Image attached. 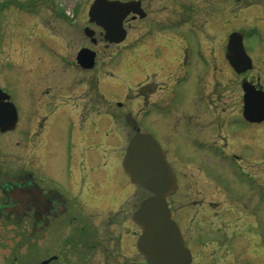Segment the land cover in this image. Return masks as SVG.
I'll return each instance as SVG.
<instances>
[{
    "label": "flooded vegetation",
    "instance_id": "af4514ba",
    "mask_svg": "<svg viewBox=\"0 0 264 264\" xmlns=\"http://www.w3.org/2000/svg\"><path fill=\"white\" fill-rule=\"evenodd\" d=\"M108 1L132 3L134 11L122 21L125 39L117 46L127 39L134 41V49L149 57L143 69L171 71L173 68L169 69L167 63H173L172 71L211 70L215 79L227 72L222 79H216V85L228 92V97L238 92L240 95L233 101H225L227 95L221 96L220 104L231 113L217 116L216 123L209 122L214 132L203 131L202 135L210 136L207 141L237 166L242 163L237 152L246 148L264 156V119L249 122L243 116L247 91L257 98L248 105L259 108L264 104L259 100L264 94V0ZM88 25L87 21L85 26ZM96 44L97 40L93 45ZM244 68L248 69L241 72ZM0 91V97H8L0 99V108L12 104L9 92L1 85ZM80 107L83 120L92 116L93 110ZM30 110L36 113L30 133L34 141L21 152L23 155H17V164L12 154L7 155L3 149L11 140L0 142V227L6 238V264H144L136 251L140 228L132 221L133 212H123L127 198L110 216L98 211L105 203V195L93 182L98 167L92 169L93 159L87 156L77 166L82 171L89 166L91 174L77 176L71 151L72 156L65 163L67 180L58 182L52 160L54 151L45 139L54 112L49 114L44 106ZM15 111L14 128L0 129V137L6 138L8 132L16 129L19 113ZM101 114L104 113L97 115ZM232 115L238 117L235 122ZM173 129L178 131L175 125ZM190 139L187 136L181 144L187 157L182 159V169L176 168L180 178L175 175L177 189L171 196L179 194L181 203L175 208L173 201L167 202L190 252L189 264H264V173L259 182L254 176L258 185L246 203L241 190L239 196L233 197L220 186L225 173L221 176L219 168L214 171L210 156H202L201 148L196 147L198 139ZM72 145L73 142L71 148ZM165 154L172 168L169 158L176 159L170 151ZM130 223L133 226L127 229ZM120 227L126 233H121Z\"/></svg>",
    "mask_w": 264,
    "mask_h": 264
},
{
    "label": "rangeland",
    "instance_id": "374dc122",
    "mask_svg": "<svg viewBox=\"0 0 264 264\" xmlns=\"http://www.w3.org/2000/svg\"><path fill=\"white\" fill-rule=\"evenodd\" d=\"M92 1L0 0V85L9 92L19 113L16 129L8 132L6 138L0 137V142L11 140L3 147L7 155L12 154L14 163H18L17 155L34 141L30 133L36 113L30 107L44 106L49 114L54 112L45 139L54 151L56 180H67L65 163L72 156L70 151L75 157L77 176L87 174L89 177V166L82 171L77 164L87 156L93 159L92 169L98 167L99 170L93 182L105 195L103 208L98 211L102 210L104 215L110 216L126 198L123 212L132 214L148 197L140 186L130 183L122 169L125 148L135 133V126L140 133L152 135L164 151L171 152L176 160L169 158V162L178 179L180 174L176 173V168L181 167L187 157L181 144L187 136L188 140L198 139L195 145L201 148L200 154H208L213 169L222 170L221 176L225 173L220 186L227 188L233 197L239 196L241 190L247 203L258 185L254 176L259 182L264 173V156L246 148L237 152L242 158L241 166H237L233 159H224L214 144L207 141L210 136L202 135L203 131L214 132L210 124L216 123L217 116L231 113L220 104L221 96L227 95L223 99L233 101L240 95L238 92L228 97L229 93L216 85V79H222L227 72L223 71V76L216 75L215 79L211 70L172 71L173 63L166 64L169 69L173 68L171 71L151 72L143 69L149 57L142 50L134 49V41L127 39L121 46L106 44L100 30L88 25L95 31L97 40L96 45L91 44L83 29ZM84 47L97 53L92 70L76 65V54ZM141 87L144 88L139 93ZM83 105L93 110L86 120L80 116ZM230 118L234 122L238 119L233 115ZM180 199L177 194L167 202L173 201L175 208H179ZM131 226L132 223L127 229ZM1 228L0 264H6V238ZM120 229L121 233H126L122 227Z\"/></svg>",
    "mask_w": 264,
    "mask_h": 264
},
{
    "label": "water",
    "instance_id": "95a60500",
    "mask_svg": "<svg viewBox=\"0 0 264 264\" xmlns=\"http://www.w3.org/2000/svg\"><path fill=\"white\" fill-rule=\"evenodd\" d=\"M133 11L132 3L95 0L89 8L88 20L102 29L106 42L119 44L125 39L122 21ZM84 34L93 44L96 43L92 30L86 28ZM238 46L239 53H242L241 42ZM95 58V52L81 49L76 55V63L80 68L90 70L95 65ZM230 64L235 68L233 61H230ZM246 69L248 68L241 72ZM254 96L256 95L252 96L248 91L244 96L246 106L243 116L249 122H261L264 119V104L256 108L247 103L256 101L257 98ZM7 98L0 97L2 100ZM259 100L264 103V94ZM15 124V108L11 103H7L4 108H0V129L9 131ZM122 168L132 185L140 186L150 194L140 203L132 216L133 222L141 228L136 250L144 263L189 264L190 253L183 245L181 233L171 219L166 202V199L176 191V179L166 161L164 150L152 135L138 132L128 142Z\"/></svg>",
    "mask_w": 264,
    "mask_h": 264
},
{
    "label": "trees",
    "instance_id": "16d2710c",
    "mask_svg": "<svg viewBox=\"0 0 264 264\" xmlns=\"http://www.w3.org/2000/svg\"><path fill=\"white\" fill-rule=\"evenodd\" d=\"M136 127V126H135Z\"/></svg>",
    "mask_w": 264,
    "mask_h": 264
}]
</instances>
